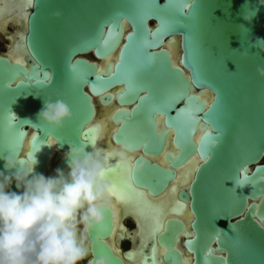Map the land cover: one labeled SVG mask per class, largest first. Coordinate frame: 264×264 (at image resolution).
I'll return each instance as SVG.
<instances>
[{"label": "water", "instance_id": "obj_1", "mask_svg": "<svg viewBox=\"0 0 264 264\" xmlns=\"http://www.w3.org/2000/svg\"><path fill=\"white\" fill-rule=\"evenodd\" d=\"M179 2L32 0L25 6V29L18 37L23 60L0 53V170L14 171L4 167L8 154H31L37 161L35 173L45 174L51 157L56 176L57 169L67 167L70 144L93 145L84 136L97 126L92 122L93 97L102 105L115 102L119 107L111 114L112 142L130 144L117 140L128 130L149 144L131 145L138 151L132 157L133 175L145 183L136 186L150 197L165 191L188 158L199 159L187 185L175 192V203L189 213V220L165 218L163 230L151 232L142 244L139 264H264V43H255L257 37L264 39V5L258 0H187L181 10ZM255 9L251 22L245 20ZM110 32L115 35L109 50L100 55L97 42L102 44ZM129 34L134 38L128 40ZM173 37L179 43L178 65L165 46ZM110 54L114 59L100 68L97 60ZM121 61L116 73L106 67ZM77 62L78 68L93 66L84 69L81 79L73 78ZM123 65L136 69L134 91H125ZM97 76L108 80L100 91ZM204 91L211 95L208 101L201 97ZM145 95L152 99L141 100ZM190 97L198 106L189 110V117L180 110L189 107ZM45 99L69 105L72 116L61 127L38 119ZM178 116L193 122L186 124L177 143ZM167 143L175 153L163 152ZM162 153L165 165L153 159ZM243 175L248 180L238 182ZM9 190L23 189L13 181ZM128 216L133 226L124 220L123 234L115 233L118 254L106 241L114 224L112 208L105 210L104 220L87 236L95 256L127 264L138 235V225ZM123 240L132 247L122 249Z\"/></svg>", "mask_w": 264, "mask_h": 264}, {"label": "clouds", "instance_id": "obj_2", "mask_svg": "<svg viewBox=\"0 0 264 264\" xmlns=\"http://www.w3.org/2000/svg\"><path fill=\"white\" fill-rule=\"evenodd\" d=\"M258 4L264 5V0ZM257 10L244 19L251 22ZM255 43L264 39L257 37ZM71 116L61 99H45L37 113L38 119L57 127ZM132 151L131 144L109 151L70 144L65 153L69 171L57 169L54 177L35 173L37 161L31 154L3 157L5 169L14 171L0 170V264H77L85 257L87 264H111L110 256H95L86 241L111 207L108 169L118 165L134 171ZM13 181L23 190H9Z\"/></svg>", "mask_w": 264, "mask_h": 264}, {"label": "bare ground", "instance_id": "obj_3", "mask_svg": "<svg viewBox=\"0 0 264 264\" xmlns=\"http://www.w3.org/2000/svg\"><path fill=\"white\" fill-rule=\"evenodd\" d=\"M20 6L21 7H19V6H14V7L7 6V10H5V11L2 10L3 11L2 13H4V14L1 15V17H0V25H2V27H0V28L5 30L8 23L6 20V22L4 21L5 23L3 22V24H1L2 21L7 17V15H9L11 10H12V13L10 14L11 17H12V15L14 16L16 14V12H14L13 9H15V10L18 9L20 11L19 12L20 17L17 20V26H19V28L18 29L16 28L17 32H15V34H13L11 36L8 35V38L10 41H9V44H8V47L6 50L7 54L12 59L18 60V61H22L23 55H24V53H23L24 49H23V46L21 45L18 37L24 33L23 31L25 29L24 28V24H25L24 20H25L26 14H27V8H25V0L22 2V4ZM3 7L4 6H0V9H2ZM14 19L15 18L13 17V20ZM14 31H15V29H14ZM165 46L171 55L173 63L178 65L179 64L180 49H179V43H178L177 37H173L172 39L167 41L165 43ZM112 59H114V54H110L109 56H107L104 59L97 60V64L100 66V68H102L106 61L112 60ZM201 97L204 98L206 101H208L210 99L211 95L207 91H204L203 94L201 95ZM93 101H95L94 102L95 117H94L92 122L97 123L96 133H95L96 139H95V143H93V145L101 148L104 151H109L112 148L119 146V145L114 144L111 140V132L113 131V129L115 127V124L111 121V114L119 106L117 104H115V102H110L107 105H102L98 101V96H94ZM166 150H170V151H172V153H175V151H176L175 148L170 143H167L163 152ZM55 151H56L55 149H52L51 156L54 154ZM137 153H138V151H132L130 153V155L133 157ZM62 155H63L62 153L58 154L57 158H59ZM153 159L162 165H165V163H166L164 158H163V153L158 155V156L153 157ZM198 161H199V159L196 156H191L190 158H188L186 160L185 164L182 167L177 169L176 178L170 182L168 187L165 189V191H163V193L161 195H159L157 197H150L149 195H147L146 198H147V200H149L151 202L152 205L159 206L161 208L162 220H164L165 218H167L169 216H176V217L182 219L184 222L189 220V216H190L189 213L184 208H178L177 207L178 204L175 203V192L179 187L187 185V183L189 182V180L191 178V174H192L196 164L198 163ZM55 162L56 161L51 160V157L47 161L46 168H45L46 172L44 171V173H45L44 175L46 177L52 176L51 169L53 168ZM68 171H69L68 167H66L63 170V172L65 174H67ZM110 201H111V208L113 211V224H114V226H113L112 232L110 233V235L108 236L106 241L109 243V245L118 254H120L119 253L120 250H118V246L116 245L115 233L117 231H119V232H121V234H123V230H124L123 229V222H124V220L128 219V217H129L128 214H130V216L132 217V220L135 221V223L138 225V227L136 229L138 233L141 231V229L144 226H146V228H145L146 234H145V236H143L142 240L138 239L139 242L137 243L138 235L136 237V242L134 243V249H133V252L131 254V257L126 260V263L128 264L129 261H131V259H133V260L137 259V258L140 259L141 255H142V249H141L142 244L144 243V241L147 240V238L151 234V229H150L151 221L149 220L150 217H149V215H147V213L144 215H141L137 211L134 203H133V205H130L129 203H127L124 200H118L115 195H113L110 198ZM120 245H121V243L119 244V246ZM137 252H139L138 256H136ZM139 259H138V264H139ZM87 260H88V258H87ZM133 264H136V262Z\"/></svg>", "mask_w": 264, "mask_h": 264}, {"label": "snow or ice", "instance_id": "obj_4", "mask_svg": "<svg viewBox=\"0 0 264 264\" xmlns=\"http://www.w3.org/2000/svg\"><path fill=\"white\" fill-rule=\"evenodd\" d=\"M187 0H180L178 7L183 10V8L185 7ZM32 3V0H25V6L30 5ZM143 17H141L142 19ZM162 23L167 26V21H162ZM115 35L114 32H110L109 36L105 38V40L103 41V43L101 44L100 42H97V52L100 55H103L105 52H107L109 50L110 47V41L112 36ZM130 37L134 38L133 34H129L128 36V40H130ZM124 51V49L122 50ZM122 61L119 62L116 65H111L108 64L106 67L110 68V69H115V73L117 71V66L118 65H122ZM81 64H83V62L81 61ZM78 62L76 65L73 66V78L74 79H81L84 75V69L86 68H91L93 66L91 65H84V68H78L77 67ZM136 69L134 67L128 66V65H123L122 67V72L125 75V81L128 84V88L125 89V91H134L135 90V81L133 79L134 77V73H135ZM108 75L110 77H113V73L111 71L108 72ZM44 78L48 79L49 78V74L46 72V75L44 74ZM107 81L105 79H102L100 76H97V80H96V87H97V91L102 90L103 88L107 87ZM152 97L149 95H145L144 97L141 98V100H151ZM172 98H169V100L166 103H170ZM193 99L194 98H189V107L185 108V109H181L180 112L182 114H189L190 117V109H194L196 108L198 105H194L193 104ZM118 112L120 111L119 109L117 110ZM209 116H211V113L208 114ZM9 119H11V117H9ZM189 122H193L190 120V118L188 119H181L180 116L177 117V138H176V142L178 143V138L180 140L183 139L184 136V128L186 126L187 123ZM122 128L117 130V134H116V139L118 136V133H121ZM95 133H96V128L95 127H89L86 132L84 133V136L86 137V139L91 140L93 143H95ZM209 138L205 139V142L207 143V140ZM117 140H121L123 142L127 141V143L130 144H136V145H140L142 143H144L145 148L148 147L149 144L145 143L143 140V137L140 136H136L133 134H130L128 132V130L124 131L123 133V138L122 139H117ZM182 144V143H181ZM178 162V161H177ZM139 163H143V161H140ZM148 167H151V165H149ZM157 171H160L157 169ZM165 173H168L167 171H164ZM107 176L108 178H112V189H111V194L112 196L115 195L117 197L118 200H124L126 202H132L135 204L137 211L141 214L144 215L147 213V215H149L150 217V229L153 235L161 232L163 230V225H164V221L162 220V210L159 206H154L151 204V202L149 200H147V195H150V193H145L141 188H138L136 185L137 184H145L143 182L138 183L136 177L133 175V171H131L130 169L127 168H122L120 166H115V167H110L108 169L107 172ZM170 176H166L164 181H166ZM145 180H147L148 178H145ZM248 180V177L246 175H243L240 178V181L238 182H245ZM164 183V182H163ZM163 186V184H162ZM148 187L152 188L151 184H148ZM160 189V187H159ZM153 192H155L154 190H152ZM159 191V190H158ZM191 242V241H189ZM156 249L155 247H153V252H155Z\"/></svg>", "mask_w": 264, "mask_h": 264}, {"label": "flooded vegetation", "instance_id": "obj_5", "mask_svg": "<svg viewBox=\"0 0 264 264\" xmlns=\"http://www.w3.org/2000/svg\"><path fill=\"white\" fill-rule=\"evenodd\" d=\"M24 0H0V6H4L2 9H0V17H1V15H3L4 13H2L3 11H5V10H7V6H9V7H14V6H19V7H21L20 5L22 4V2H23ZM13 2V3H12ZM20 2V3H19ZM18 3V4H17ZM6 4V5H5ZM3 10V11H2ZM13 11L14 12H16V14L13 16L12 15V17H11V13H12V10L10 11V13H9V15H7V17L2 21V23L1 24H3V22L5 21L6 22V20H7V27H6V29L4 30V29H2V28H0V33H6V30H7V28H8V26L9 25H13V28L15 29V31H14V29L13 30H11L10 32H8V33H6L5 35L7 36L8 34H9V36H11V35H13V34H15V32H17V30H16V28L18 29L19 28V26H17V20H18V18L20 17V11L18 10V9H13ZM17 15V16H16ZM13 17L15 18L14 20H13ZM17 17V18H16ZM4 18V17H3ZM2 18V19H3ZM9 18V19H8ZM11 18V19H10ZM13 20V21H12ZM16 20V21H15ZM4 22V23H5ZM0 27H2V25H0ZM7 39V38H6ZM9 41L10 40H8V44H9ZM8 47V46H7ZM135 222V221H134ZM126 224H131V222L128 220V221H126ZM133 226V224H131V227ZM139 241H138V238H137V243H138ZM121 247H122V249H127V248H131L132 247V243H131V241L130 240H123L122 242H121ZM138 259L139 258H137V259H131V261H129V263L128 264H133V263H135L136 262V264H138ZM133 262V263H132Z\"/></svg>", "mask_w": 264, "mask_h": 264}, {"label": "rangeland", "instance_id": "obj_6", "mask_svg": "<svg viewBox=\"0 0 264 264\" xmlns=\"http://www.w3.org/2000/svg\"><path fill=\"white\" fill-rule=\"evenodd\" d=\"M13 25H9L6 33L10 32L11 30H13ZM6 33H0V53L5 52L7 50V46H8V40L6 39L7 36L5 35ZM88 58L91 59V55L87 56ZM150 220V219H149ZM126 221H128V219H126ZM127 227L131 228V224H126ZM146 226H144L141 231L138 233V239L142 240L143 236H145L146 231H145ZM122 248V247H121ZM139 252H137L136 256H138ZM77 264H87V259H83L81 261H78Z\"/></svg>", "mask_w": 264, "mask_h": 264}]
</instances>
